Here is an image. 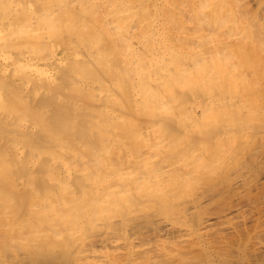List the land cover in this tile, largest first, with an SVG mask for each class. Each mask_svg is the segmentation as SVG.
Listing matches in <instances>:
<instances>
[{
    "label": "bare ground",
    "instance_id": "obj_1",
    "mask_svg": "<svg viewBox=\"0 0 264 264\" xmlns=\"http://www.w3.org/2000/svg\"><path fill=\"white\" fill-rule=\"evenodd\" d=\"M0 264H264V0H0Z\"/></svg>",
    "mask_w": 264,
    "mask_h": 264
}]
</instances>
